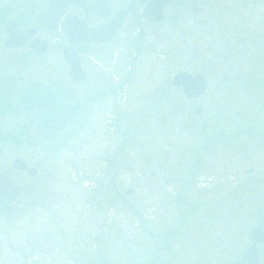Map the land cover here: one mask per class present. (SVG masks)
<instances>
[{
	"label": "rangeland",
	"instance_id": "rangeland-1",
	"mask_svg": "<svg viewBox=\"0 0 264 264\" xmlns=\"http://www.w3.org/2000/svg\"><path fill=\"white\" fill-rule=\"evenodd\" d=\"M162 21L139 53L105 54L119 90L88 106L51 179L23 180L35 206L0 235V264H212L247 229L242 176L264 167V136L243 132L264 129V0H172ZM181 71L205 92L185 98Z\"/></svg>",
	"mask_w": 264,
	"mask_h": 264
},
{
	"label": "flooded vegetation",
	"instance_id": "flooded-vegetation-1",
	"mask_svg": "<svg viewBox=\"0 0 264 264\" xmlns=\"http://www.w3.org/2000/svg\"><path fill=\"white\" fill-rule=\"evenodd\" d=\"M50 1L0 0V175L16 190L12 201H4L5 210L0 209V235L7 234L12 222L35 206L19 198L24 191L23 180L51 179L55 159L67 146L72 150L69 134L85 122L88 106H101L119 90L118 86L111 87L114 82L108 60L112 56L107 60L106 55L116 56L124 42L134 55L144 50L151 34L148 26L163 22L165 6L172 0L165 4L159 21L147 14L152 0H64L63 10L43 26ZM71 30L78 36L73 38ZM77 38L79 41L74 42ZM66 54L78 59L77 78L71 75ZM52 82L72 91L81 106V116L69 131L45 137L24 122L18 106L26 87ZM250 131L255 139L264 136V129L245 127L247 138ZM242 177L244 191L239 197L240 203L249 206L244 219L247 229L238 233L228 248H219V257L212 264H264V167L245 168Z\"/></svg>",
	"mask_w": 264,
	"mask_h": 264
},
{
	"label": "water",
	"instance_id": "water-1",
	"mask_svg": "<svg viewBox=\"0 0 264 264\" xmlns=\"http://www.w3.org/2000/svg\"><path fill=\"white\" fill-rule=\"evenodd\" d=\"M64 0H51L50 6L41 25L45 26L49 21L60 13L63 8L61 3ZM170 0H152L147 5V14L159 21L162 18V11ZM123 15V14H121ZM99 32V31H96ZM73 38L78 36V32L71 30ZM110 37V36H108ZM79 41L78 38L74 42ZM66 60L70 66L71 75L77 78L79 74V62L76 57L66 54ZM172 85L181 87L182 93L187 98L193 99L206 89V83L201 75L192 76L187 72H180L173 76ZM19 111L24 122L31 126L36 133L43 136H55L71 129L79 120L81 107L75 100L73 93L63 85L52 82L49 84H33L26 87L20 94ZM196 113L199 115L201 109L197 108ZM20 163L19 160L16 161ZM17 167L24 169V166L16 164ZM32 172L30 175H33ZM16 190L12 182L0 175V209L5 210L4 201L10 202L14 198ZM130 193V190L127 191ZM8 197L7 200L4 197ZM10 215L8 212H2Z\"/></svg>",
	"mask_w": 264,
	"mask_h": 264
}]
</instances>
